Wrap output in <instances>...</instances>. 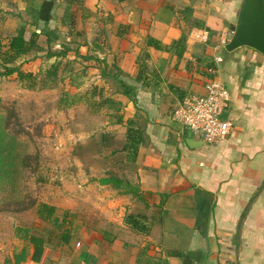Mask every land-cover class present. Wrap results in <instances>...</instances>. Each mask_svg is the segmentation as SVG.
<instances>
[{"label":"crops","instance_id":"1","mask_svg":"<svg viewBox=\"0 0 264 264\" xmlns=\"http://www.w3.org/2000/svg\"><path fill=\"white\" fill-rule=\"evenodd\" d=\"M36 1L41 17L51 14L47 24L63 30L69 47L60 58L58 96L72 98L64 104L57 96L56 110L81 104L90 112L92 86L117 102V109L92 110H106L110 118L103 125L117 137L128 123L142 130L131 174L125 175L139 194L120 193L98 181L103 174L91 180L84 170L75 195L69 184L46 200L76 213L78 224L68 240L57 243L48 232L34 231L35 216L16 227L12 248L0 250V264H264V54L249 45L224 47L241 0ZM25 5L0 0L1 49L28 18ZM148 37L160 46L146 43ZM38 39L43 43L44 35ZM54 58L36 56L21 67L35 71ZM214 74L229 92L221 116L232 128L206 142L171 113L183 98L203 92ZM75 75L80 85L72 84ZM115 76L131 85V96ZM8 80L16 87L12 97L27 89L14 74L0 75L1 97ZM79 96L85 104H74ZM91 191L98 214L87 218L77 203Z\"/></svg>","mask_w":264,"mask_h":264},{"label":"rangeland","instance_id":"2","mask_svg":"<svg viewBox=\"0 0 264 264\" xmlns=\"http://www.w3.org/2000/svg\"><path fill=\"white\" fill-rule=\"evenodd\" d=\"M42 62L45 65L48 60ZM72 66L74 69L77 64L73 62ZM80 82L79 76L75 75L72 84L80 85ZM2 83L5 89L8 88V93L3 97L0 95V115L11 110L9 119L14 123L13 131L17 132V148L20 153L29 155L25 166L16 157L10 178L0 181V250L7 251L12 248L16 227L34 220V206L29 202L52 199L69 184L74 185L75 191L70 189V192L75 195L79 188L76 184L84 170L91 174L89 176L93 180L95 176L104 174L107 168L121 175L131 174L132 169L128 162L114 159V155L109 153L110 148L117 144L104 146L96 142V135L106 131L104 120L110 118L106 110H97L93 114L94 104L88 101L90 112L82 109L81 104H76H85L81 96L76 98V105L71 108L56 110L59 84L46 90L23 89L12 97L13 87H9L12 83L9 80ZM92 194L93 191L89 192L77 203L81 207L78 213L87 218L98 214L93 209Z\"/></svg>","mask_w":264,"mask_h":264},{"label":"trees","instance_id":"3","mask_svg":"<svg viewBox=\"0 0 264 264\" xmlns=\"http://www.w3.org/2000/svg\"><path fill=\"white\" fill-rule=\"evenodd\" d=\"M24 1L26 3L25 12L28 18L22 19L15 27L14 32L8 36L4 43L5 47L3 49H1L0 43V75L6 76L14 74L20 85L27 89H34L36 87L51 88L63 79L59 69L60 58L65 55L69 47L64 42V36L60 34L61 32L57 26L47 24L48 19L51 18V14L42 18L39 3L36 0ZM45 3L48 5L47 1H43V4ZM66 18L69 19L68 22L71 25L73 19L70 14ZM39 34L44 35L43 43L38 39ZM55 42L60 43L58 48L52 47ZM146 43L153 44L157 47L160 46L158 42L151 40L149 37L146 39ZM36 56H44V58L54 56L55 58L47 66L37 68L35 71L21 67L22 62ZM114 80L118 83V86H120L124 94L131 96V85L124 83L116 76ZM94 94H96V98H93ZM68 97L65 92H62L58 96V101H63L66 104L69 102ZM88 99V102L95 106L105 105L108 108L113 107L117 109V102L113 98L103 95L101 90H96L95 86H92ZM110 114L115 120H121L120 114H117L116 111ZM11 115L12 112L10 109L5 114L0 115V181L5 177L7 179L10 178L13 172L12 168L15 166L14 160L16 157L21 165H28L29 155L20 153V150L17 148L19 145L16 139L17 132L16 130L13 131L14 123L9 119ZM141 133L142 130L128 123L124 136L117 137L109 131H101L96 135V142L104 146L117 144V146L110 148L109 153L114 155V159H122L130 164V168H133L136 149L142 138ZM119 152H122V154ZM97 179L100 183H107L111 187L116 188L120 193L139 194L137 185L130 181L127 176L119 174L114 169L107 168L103 176ZM29 205L34 206L35 216L37 218L38 228H35L36 230L34 229V231L40 233L48 232L47 237L49 235L55 236L57 243L67 241L72 232L75 231L78 224L76 222L75 212L68 209L59 210L55 205L43 200L29 202ZM125 220L128 222L132 221L130 220V215H126ZM131 225L134 226L136 224L135 222H131ZM28 229L29 227L25 228V231H28Z\"/></svg>","mask_w":264,"mask_h":264},{"label":"built area","instance_id":"4","mask_svg":"<svg viewBox=\"0 0 264 264\" xmlns=\"http://www.w3.org/2000/svg\"><path fill=\"white\" fill-rule=\"evenodd\" d=\"M204 37L203 34L201 38ZM228 99L229 92L222 80L215 74L210 75L204 82L203 92L183 98L172 109L171 117L200 133L204 141L213 142L224 138L232 128L231 120L221 116Z\"/></svg>","mask_w":264,"mask_h":264},{"label":"water","instance_id":"5","mask_svg":"<svg viewBox=\"0 0 264 264\" xmlns=\"http://www.w3.org/2000/svg\"><path fill=\"white\" fill-rule=\"evenodd\" d=\"M249 45L264 54V0H241L232 37L224 47Z\"/></svg>","mask_w":264,"mask_h":264}]
</instances>
